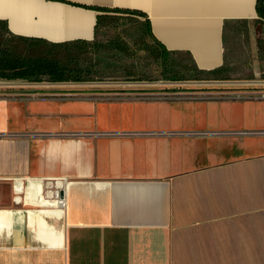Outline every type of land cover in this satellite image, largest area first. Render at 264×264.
I'll list each match as a JSON object with an SVG mask.
<instances>
[{"label": "crops", "instance_id": "1", "mask_svg": "<svg viewBox=\"0 0 264 264\" xmlns=\"http://www.w3.org/2000/svg\"><path fill=\"white\" fill-rule=\"evenodd\" d=\"M257 2L0 0L12 34L51 42L92 40L102 8L140 10L224 92L0 85V264H264Z\"/></svg>", "mask_w": 264, "mask_h": 264}, {"label": "rangeland", "instance_id": "2", "mask_svg": "<svg viewBox=\"0 0 264 264\" xmlns=\"http://www.w3.org/2000/svg\"><path fill=\"white\" fill-rule=\"evenodd\" d=\"M255 28L259 35V56L264 59V15L256 22ZM2 33L0 46H23L21 40L6 30ZM58 53L60 57L69 56L66 59H72L71 64L78 68L81 75L80 80L62 82L77 84L78 88L84 90H100L107 84H117V88L149 89L151 93L147 94L155 97H196L224 93L215 92L221 89L214 90V84L197 82L200 77L194 73L191 60L185 55H171L165 51L151 37L145 19L130 13L106 11L99 18L92 40L71 42L59 48ZM47 78L45 76L40 81H50ZM25 82L32 81L0 77V85L3 86H19Z\"/></svg>", "mask_w": 264, "mask_h": 264}, {"label": "trees", "instance_id": "3", "mask_svg": "<svg viewBox=\"0 0 264 264\" xmlns=\"http://www.w3.org/2000/svg\"><path fill=\"white\" fill-rule=\"evenodd\" d=\"M257 8L259 15L263 16L264 0H258ZM102 10L130 13L145 17L148 32L160 45L151 32L149 19L144 12L135 9L119 8H102ZM3 30H6L9 34L21 40L23 46L20 48H16L15 46H0V77L23 78L28 81L44 80L45 76H47V79L50 81L81 79V75L77 70L78 68L71 64L72 59H66L69 56L60 57L58 53L59 48L66 47L69 43L74 41L51 42L43 39L16 36L8 30L4 23L0 22V36L3 34ZM168 79L178 80V78Z\"/></svg>", "mask_w": 264, "mask_h": 264}, {"label": "built area", "instance_id": "4", "mask_svg": "<svg viewBox=\"0 0 264 264\" xmlns=\"http://www.w3.org/2000/svg\"><path fill=\"white\" fill-rule=\"evenodd\" d=\"M258 82V81H257ZM259 82H261V81H259ZM262 84L264 85V81H262ZM259 94H260V96H262V97H264V86H263V88H261L260 90H259ZM63 199V198H62ZM62 203H64V199H63V202Z\"/></svg>", "mask_w": 264, "mask_h": 264}, {"label": "bare ground", "instance_id": "5", "mask_svg": "<svg viewBox=\"0 0 264 264\" xmlns=\"http://www.w3.org/2000/svg\"><path fill=\"white\" fill-rule=\"evenodd\" d=\"M60 202L62 203V201L60 200Z\"/></svg>", "mask_w": 264, "mask_h": 264}]
</instances>
